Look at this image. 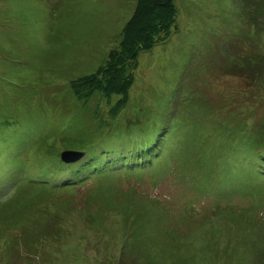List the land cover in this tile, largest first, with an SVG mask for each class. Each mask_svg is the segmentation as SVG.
<instances>
[{"label":"rangeland","instance_id":"obj_1","mask_svg":"<svg viewBox=\"0 0 264 264\" xmlns=\"http://www.w3.org/2000/svg\"><path fill=\"white\" fill-rule=\"evenodd\" d=\"M259 1L257 13L243 0H176L178 31L140 55L111 123L116 97L84 104L70 84L117 48L137 0H0V264H264ZM171 116L178 159L52 185L64 152L98 146L111 126L142 140Z\"/></svg>","mask_w":264,"mask_h":264},{"label":"trees","instance_id":"obj_2","mask_svg":"<svg viewBox=\"0 0 264 264\" xmlns=\"http://www.w3.org/2000/svg\"><path fill=\"white\" fill-rule=\"evenodd\" d=\"M250 3L253 8L257 4V13L261 10L259 0L255 2L243 0L245 8L253 9ZM246 15L250 17L249 23L251 24L250 21L253 20L251 16L253 15H250V12L249 14L246 12ZM177 19L176 0H137L134 11L120 34L119 45L110 51L105 63L94 73L71 82L70 86L76 99L87 104L97 94L108 101L116 97V102L108 111V115L112 120L111 123H113L130 102V94L135 85L140 55L167 42L178 31ZM171 120L172 116L170 124L149 131L142 140L138 141L132 140L129 136L126 137L127 139H123L120 136L112 135L119 133H115V126L108 127L104 135L109 136L102 138L98 146L87 147L83 145L77 150V153L81 154L78 161L65 162L62 159L61 165L50 169V171L54 169V172L50 174L52 177L51 182L53 180L52 185L54 188L81 185L86 179L102 178L118 172V170L126 172L125 167L127 165L131 167L132 171L135 168H145L146 171L147 169H153L155 162H161L166 155H168L165 162L167 164L172 162L171 159H178L180 157L181 140L176 142V146L170 148L174 143L176 130L178 129ZM220 137L213 145L210 156L216 154V157H220V149L218 148ZM192 139V136L189 139L187 137V140L183 138L185 143L188 142V145H190ZM86 140L79 143L87 144ZM241 140L250 146L251 141L243 136H241ZM248 148L245 150H248ZM244 157H247V155H244ZM254 158L256 160L252 164L256 167V172L258 175L264 176V160H261L264 159V152L261 153V159L259 156ZM145 171L137 170L133 173L140 176L139 174L145 173ZM155 171H157V168ZM151 175L163 177L166 174L158 170L155 175L152 173ZM46 177L43 180L44 182L48 181ZM59 183L64 185L58 186ZM47 184L49 183L47 182ZM199 190L203 192V189L200 188ZM1 194L2 191L0 196Z\"/></svg>","mask_w":264,"mask_h":264},{"label":"water","instance_id":"obj_3","mask_svg":"<svg viewBox=\"0 0 264 264\" xmlns=\"http://www.w3.org/2000/svg\"><path fill=\"white\" fill-rule=\"evenodd\" d=\"M80 157H81L80 153L72 152V151H67L62 154V159L65 162H75L78 161Z\"/></svg>","mask_w":264,"mask_h":264}]
</instances>
